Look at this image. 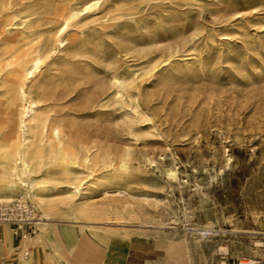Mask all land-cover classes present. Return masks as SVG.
<instances>
[{"label": "rangeland", "instance_id": "374dc122", "mask_svg": "<svg viewBox=\"0 0 264 264\" xmlns=\"http://www.w3.org/2000/svg\"><path fill=\"white\" fill-rule=\"evenodd\" d=\"M88 1L0 0V13L29 18L6 84L43 56L33 88L46 85L64 149L100 157L94 176L61 174L113 188L86 191L113 219L91 222L156 239L174 264H264V0H100L58 47L62 16Z\"/></svg>", "mask_w": 264, "mask_h": 264}, {"label": "bare ground", "instance_id": "6f19581e", "mask_svg": "<svg viewBox=\"0 0 264 264\" xmlns=\"http://www.w3.org/2000/svg\"><path fill=\"white\" fill-rule=\"evenodd\" d=\"M99 1L90 0L81 9L73 8L64 13L62 28L56 38L58 47L64 46L63 35L81 13ZM28 19L27 15L18 17L0 13V202L11 201L20 195L40 211L37 237L23 238L26 246L42 242L46 227L54 219L113 220L109 217V208H94L86 198L89 187L98 185L103 187V195L111 194L113 188L109 183L93 180L85 186L74 182L76 177L66 179L61 176L64 172H71L69 164L80 163L90 167L89 175L94 176L93 165L99 162L100 157L89 146L82 148V154L78 148L71 152L64 149L65 134L60 125L52 123V109L43 93L46 85L33 88V81L40 75L45 58H32L24 68L22 78L6 84L16 77L10 71L4 74L1 66L7 55L17 52L20 38L12 36L17 30L15 26L19 23L26 26ZM116 192L126 194L119 188ZM3 225L6 237L12 240L9 224ZM251 262L254 263L253 260Z\"/></svg>", "mask_w": 264, "mask_h": 264}, {"label": "crops", "instance_id": "0c3cea01", "mask_svg": "<svg viewBox=\"0 0 264 264\" xmlns=\"http://www.w3.org/2000/svg\"><path fill=\"white\" fill-rule=\"evenodd\" d=\"M46 228L42 242L26 246L14 235L12 241L6 240L0 225V264H174L167 262L171 257L164 255L156 239L118 234L108 224L62 218L54 219ZM37 233L29 237H37ZM13 239L16 242L11 252Z\"/></svg>", "mask_w": 264, "mask_h": 264}, {"label": "built area", "instance_id": "2783aa9c", "mask_svg": "<svg viewBox=\"0 0 264 264\" xmlns=\"http://www.w3.org/2000/svg\"><path fill=\"white\" fill-rule=\"evenodd\" d=\"M39 220L37 208L23 196L18 195L11 201L0 202V225L9 224L13 235L20 240L38 232Z\"/></svg>", "mask_w": 264, "mask_h": 264}]
</instances>
